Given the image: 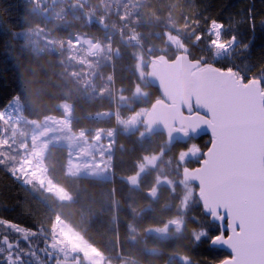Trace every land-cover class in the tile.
Segmentation results:
<instances>
[{
    "label": "trees",
    "instance_id": "trees-1",
    "mask_svg": "<svg viewBox=\"0 0 264 264\" xmlns=\"http://www.w3.org/2000/svg\"><path fill=\"white\" fill-rule=\"evenodd\" d=\"M47 2L60 13L48 10L43 15L33 0H0V109L18 97L23 115L41 120L61 117L59 103L70 104L72 131L83 130L89 138L97 130L115 131L111 169L108 179L68 175L67 149L49 146L43 156L47 177L70 197V201H59L39 184L24 185L9 173L21 150L11 152L10 158L15 159L8 165L0 164V219L41 226L49 240L52 223L58 218L96 249L104 264H187L189 256L194 264H205L210 259L226 258L225 252L192 238L197 227L192 217L199 214V208L188 204L181 179L184 168L197 164L189 161L183 167L180 152L188 143L208 146L209 138L168 144L163 134H143L142 126L124 130L118 118L141 107L149 109L159 99L157 88L147 82L151 63L160 58L173 60L181 53L197 57L200 47L194 45L192 36L196 19L203 30L212 18L227 25L242 9L245 13L251 9L257 28L249 59L258 68L264 54L259 24L264 18V0ZM235 31L248 33L246 25ZM231 34L227 31L225 36ZM76 35L96 39L117 51V56L111 53L91 76L86 75L87 80L84 66L77 64L64 46L66 38ZM169 36L178 38L184 50L177 51ZM46 38H57L63 47L47 49L43 43ZM138 51L149 63L144 68L145 84L138 73ZM137 88L144 96L136 94ZM166 144L156 165L141 171L144 159L158 155ZM163 180L169 184L161 183ZM166 226L167 237L152 232ZM39 246H44L42 238ZM78 264H85L80 256Z\"/></svg>",
    "mask_w": 264,
    "mask_h": 264
},
{
    "label": "snow or ice",
    "instance_id": "snow-or-ice-1",
    "mask_svg": "<svg viewBox=\"0 0 264 264\" xmlns=\"http://www.w3.org/2000/svg\"><path fill=\"white\" fill-rule=\"evenodd\" d=\"M259 24L264 40V18ZM244 25L248 33L237 34ZM256 28L251 9H242L227 25L212 18L201 30L200 21H194L193 43L200 52L188 57L183 107L188 136L196 141L208 129L211 140L210 146L187 145L186 160L198 165L186 169L188 204L199 208L192 217L197 225L192 238L229 250L226 258L205 264H264V54L258 68L249 59ZM227 31L232 34L225 36ZM16 171L9 169L14 178ZM0 226H5L0 264L51 259L54 243L41 226L8 219H0ZM186 260L194 264L190 256Z\"/></svg>",
    "mask_w": 264,
    "mask_h": 264
},
{
    "label": "rangeland",
    "instance_id": "rangeland-1",
    "mask_svg": "<svg viewBox=\"0 0 264 264\" xmlns=\"http://www.w3.org/2000/svg\"><path fill=\"white\" fill-rule=\"evenodd\" d=\"M33 3L36 7L40 6V13L43 15H47L48 10L56 15L60 13L47 0H33ZM59 32L58 34H60ZM79 39L90 41L95 48L91 50ZM169 42L177 51L184 50L178 38L169 36ZM43 43L47 49H51L55 45L62 46L57 38H46ZM64 46L69 56L77 64L84 66L85 80H87L86 75L91 76L98 65L109 60L111 53L117 56V51H113L106 43L101 45L98 40L83 35H76L71 40L66 38ZM137 55L139 58L138 73L145 84L146 72L144 68L149 63L143 58L141 52L138 51ZM136 94L144 96L139 88H137ZM58 108L62 112L61 117L46 116L41 120H32L23 115L21 103L18 97H14L6 107L0 109V164L3 166L8 165L15 159V156L10 158L11 152L21 150L18 162L15 163L13 168L17 169L15 178L24 185L31 182L39 184L59 201H70L69 195L60 187L54 185L47 177L43 164V156L47 148L52 145H60L67 149L68 158L65 171L68 175L108 179L115 131L113 129L97 130L90 138L83 130L74 132L70 126L71 105L61 102ZM147 110L141 107L125 118H118V123L126 131H133L142 126L144 134L146 127L143 124V119ZM99 116L107 117L108 114ZM167 147L166 144L158 155L146 157L141 166V171L146 167L156 165ZM186 153L187 147L179 155V162L183 167L189 162L186 160ZM130 182L134 184L136 177L130 179ZM161 183L169 184V181L163 180ZM188 188L189 186H186L184 196L187 199ZM4 227L0 233L4 232ZM152 232L158 236L167 237L168 226ZM0 238L2 239V235ZM49 240L54 243V247L50 250L52 253L51 259L47 257L45 260L46 264H78L79 256L85 264H104L103 256L58 218H55L52 223Z\"/></svg>",
    "mask_w": 264,
    "mask_h": 264
},
{
    "label": "water",
    "instance_id": "water-1",
    "mask_svg": "<svg viewBox=\"0 0 264 264\" xmlns=\"http://www.w3.org/2000/svg\"><path fill=\"white\" fill-rule=\"evenodd\" d=\"M131 40L130 38L127 42H131ZM187 63L188 56L181 53L173 60L160 58L149 65L147 82L157 88L159 99L151 104L144 116L143 124L146 127V136L163 134L168 144H184L189 140H194L188 136V124L183 107L187 90ZM205 136L209 138L208 146H210V130L204 129L199 138ZM186 169L190 168L182 170L181 179L184 185L189 186L186 182ZM215 248L226 254L229 253L226 248Z\"/></svg>",
    "mask_w": 264,
    "mask_h": 264
},
{
    "label": "bare ground",
    "instance_id": "bare-ground-1",
    "mask_svg": "<svg viewBox=\"0 0 264 264\" xmlns=\"http://www.w3.org/2000/svg\"><path fill=\"white\" fill-rule=\"evenodd\" d=\"M79 41L83 43L85 46H87L88 48H90L91 50L95 48V46L88 40L79 39Z\"/></svg>",
    "mask_w": 264,
    "mask_h": 264
}]
</instances>
